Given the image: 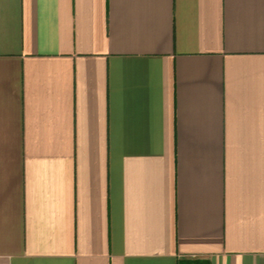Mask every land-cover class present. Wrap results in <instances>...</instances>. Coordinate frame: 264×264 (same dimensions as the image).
Wrapping results in <instances>:
<instances>
[{"label": "crops", "instance_id": "obj_1", "mask_svg": "<svg viewBox=\"0 0 264 264\" xmlns=\"http://www.w3.org/2000/svg\"><path fill=\"white\" fill-rule=\"evenodd\" d=\"M264 264V0H0V264Z\"/></svg>", "mask_w": 264, "mask_h": 264}, {"label": "trees", "instance_id": "obj_2", "mask_svg": "<svg viewBox=\"0 0 264 264\" xmlns=\"http://www.w3.org/2000/svg\"><path fill=\"white\" fill-rule=\"evenodd\" d=\"M182 264V263H181Z\"/></svg>", "mask_w": 264, "mask_h": 264}]
</instances>
